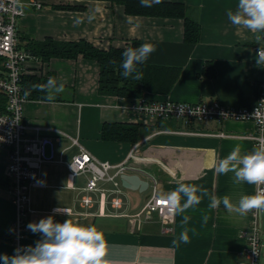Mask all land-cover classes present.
I'll list each match as a JSON object with an SVG mask.
<instances>
[{
  "label": "crops",
  "instance_id": "0c3cea01",
  "mask_svg": "<svg viewBox=\"0 0 264 264\" xmlns=\"http://www.w3.org/2000/svg\"><path fill=\"white\" fill-rule=\"evenodd\" d=\"M160 2L185 6L186 16L199 26L195 42L184 40L181 18L127 14L121 4L110 0H84L83 6L72 9L54 8L52 3H46L40 10L25 9L20 24L18 21L17 37L19 48L30 54L28 42L46 39L66 43L83 40L102 51L123 48L133 41L138 46L151 42L156 49L144 65L177 69L176 78L165 93L143 91L139 98H127L98 93L99 68L93 60L80 54L76 58L44 60L32 54L35 60L25 65L22 77L33 76L42 84L54 77L58 83H64V89L53 93L54 99L48 100L47 91L38 89L31 93L21 85L25 96L24 122L39 128V135L54 140L56 158L41 166L39 180L43 183L30 190L32 212L25 221L35 222L53 215L58 222L68 219L95 226L103 232L110 246L109 264H243L245 240L242 234L252 225L255 212L260 235L264 234V210L239 214L236 208L241 196L254 195L256 184L234 183L231 172L216 174L214 165L237 144L241 146V154L256 148L251 140L256 134L254 123L230 120L184 123L181 119H158L140 114L130 106L140 98L150 102H216L228 108L254 106L260 77L256 49L263 46L264 35L258 40L259 33L228 20L227 10L234 11L238 0ZM89 16L93 19L89 20ZM32 17L43 22L45 18H56L62 27L59 31L49 25L44 29L34 28L33 20L29 19ZM21 30L25 33L21 34ZM106 124L124 125L129 131L123 132L120 138L104 139L102 129ZM29 134L34 135L36 131ZM72 138L96 160L113 165L124 162L133 151L136 157L129 162L156 179L159 195L165 196L180 183L192 184L198 188L200 203L183 213H175L170 234L160 231L156 216L147 222H132L130 217L142 208L148 189L123 188L117 178L118 192L109 182L98 184L105 190L104 201L98 191L85 193L86 175L73 180L68 178L66 164L79 151L77 145H72ZM58 158L62 161L58 162ZM7 162L8 150L0 146V252L11 255L14 248L10 229L15 209L7 194ZM113 173L114 170H110V174ZM84 195L92 200L87 207L81 204ZM222 197L229 199L230 206L223 203L209 206L213 198ZM112 198L120 200L119 208L111 207ZM183 201L182 196L181 203ZM57 208L62 211L54 213L53 209ZM181 234L187 237L186 242L180 239ZM38 239L39 234L29 230L24 244H34ZM261 244L263 254L262 238Z\"/></svg>",
  "mask_w": 264,
  "mask_h": 264
},
{
  "label": "built area",
  "instance_id": "2783aa9c",
  "mask_svg": "<svg viewBox=\"0 0 264 264\" xmlns=\"http://www.w3.org/2000/svg\"><path fill=\"white\" fill-rule=\"evenodd\" d=\"M46 1L48 0H0V58L2 60L0 93L6 97L5 112L0 113V138H2L0 139V146L8 150L5 174L9 182L7 194L15 209V218L11 225L10 234V242L13 248L26 245L24 239L29 230L25 227L27 224L25 217L32 212L30 209V190L41 186L40 183H37L41 166L56 161L53 151L54 140L39 135L37 133L39 128L28 126L24 122L22 107L25 96L21 86V77L25 73V65L34 61L35 56L19 48L17 37L18 20L25 14V9L40 10L46 5ZM260 48H264V44ZM259 68L257 102L250 108H228L216 102H198L195 104L171 101L150 102L145 98L138 99L130 107L140 114L158 119H181L184 123H188L190 120L252 121L256 128V134L251 140L258 147L264 145V63L259 62ZM34 130L36 134L30 135L29 131ZM71 143L77 145L79 151L66 164L70 180L76 176L86 175L87 180L83 191L85 193L98 191L104 201L105 190L98 187L99 183L109 182L114 186L115 192H118L116 179L121 174L141 175L148 184L149 194L140 211L130 217L132 222H147L152 216H156L160 223V231L163 234L172 233L175 212L163 198L164 196L158 194L156 179L129 162L136 157L133 151L128 154L124 162L113 165L93 158L79 146L76 139L72 138ZM57 161L61 162L62 160L58 158ZM110 170H114V173L110 174ZM257 193L264 194V183L256 184L255 194ZM91 202L89 195H84L81 198L82 206L87 207ZM110 203L112 208L120 207L118 198H112ZM253 217L252 225L242 234L245 240L242 250L243 264H262L261 235L260 227L257 226L256 212Z\"/></svg>",
  "mask_w": 264,
  "mask_h": 264
},
{
  "label": "clouds",
  "instance_id": "9594fccd",
  "mask_svg": "<svg viewBox=\"0 0 264 264\" xmlns=\"http://www.w3.org/2000/svg\"><path fill=\"white\" fill-rule=\"evenodd\" d=\"M139 3L142 7L150 8L159 4L160 0H139ZM226 14L233 25L259 33L258 40L264 35V0H238L235 10L228 9ZM88 19L91 20L93 17L89 16ZM79 22V19L75 21L77 24ZM155 49L156 45L151 42H144L135 48H127L122 53L120 75L124 78L140 80L142 73L138 71V66L143 65ZM256 54L257 62L264 63V48H258ZM34 87L47 91L49 94L46 99L53 100V93L62 92L64 83H58L54 77H49L46 83ZM214 171L216 174L231 172L234 183H264V145L245 154H241L239 144L235 145L225 157L215 163ZM37 183L42 184L43 181L38 180ZM197 192L196 185L180 183L163 198L173 212L183 213L189 207L200 203ZM182 196L183 203H181ZM221 203L226 207L230 206L227 197L213 198L209 206L217 207ZM253 209L264 210V194L241 196L236 208L237 212L244 215ZM60 211L62 210L59 208L53 209L54 213ZM25 227L31 233L39 234V239L34 244L14 248L11 255L0 252V264H109L107 256L110 246L103 232L95 226L74 223L68 219L58 222L53 215H48L38 221L28 222ZM180 239L187 241L184 234H181Z\"/></svg>",
  "mask_w": 264,
  "mask_h": 264
},
{
  "label": "trees",
  "instance_id": "16d2710c",
  "mask_svg": "<svg viewBox=\"0 0 264 264\" xmlns=\"http://www.w3.org/2000/svg\"><path fill=\"white\" fill-rule=\"evenodd\" d=\"M121 4L127 14L149 15L157 17L181 18L184 24V40L193 43L198 39V24L186 16L185 6L179 3L160 2L152 7H142L139 0H110ZM58 8L64 6L57 5ZM74 8V7H72ZM65 7V9H72ZM77 8V7H75ZM32 54L48 60L51 57L76 58L82 55L83 58L93 60L98 64V93L103 95H120L127 98H139L143 91L165 93L174 82L177 69L163 66L140 65L138 71L142 73L140 80L124 78L120 75L122 69L120 63L123 59L122 53L129 47H137L138 43L133 41L123 48H111L107 51L99 50L86 41L57 42L46 39L42 42H28L26 45ZM2 60L0 58V68ZM42 84V81L35 77H22L23 89L37 91L35 85ZM32 87V88H31ZM6 97L0 93V113L5 112ZM124 125L106 124L102 129V138H120L123 132H127Z\"/></svg>",
  "mask_w": 264,
  "mask_h": 264
},
{
  "label": "rangeland",
  "instance_id": "374dc122",
  "mask_svg": "<svg viewBox=\"0 0 264 264\" xmlns=\"http://www.w3.org/2000/svg\"><path fill=\"white\" fill-rule=\"evenodd\" d=\"M79 1V5H77L75 2ZM47 3H52L54 4L55 6H53L54 8H58L57 5H60V6H64V9L65 7H77V6H83V4L81 2H84V0H48L46 1ZM46 5L43 6V8L45 7ZM62 8V7H60ZM54 15V14H53ZM30 20H33L31 22L32 26L35 27H40V28H43L47 25H49L50 27L54 28L56 31H59L58 29H61L62 25L60 24V21H58V19L56 18H52V19H49L48 18H45V21L46 22H43L42 19H38L36 17H32V18H29ZM19 21V20H18ZM19 24H20V21H19ZM65 28H70V25H64ZM21 34L25 33L24 31H20ZM262 223H263V230H264V212L262 213Z\"/></svg>",
  "mask_w": 264,
  "mask_h": 264
},
{
  "label": "water",
  "instance_id": "95a60500",
  "mask_svg": "<svg viewBox=\"0 0 264 264\" xmlns=\"http://www.w3.org/2000/svg\"><path fill=\"white\" fill-rule=\"evenodd\" d=\"M119 180L123 188L130 190L144 191L148 186L147 182L136 174H121ZM261 238L264 240V234ZM261 263L264 264V252L261 257Z\"/></svg>",
  "mask_w": 264,
  "mask_h": 264
}]
</instances>
